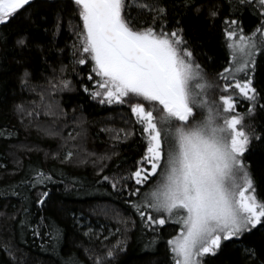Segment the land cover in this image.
Instances as JSON below:
<instances>
[{
    "label": "trees",
    "instance_id": "1",
    "mask_svg": "<svg viewBox=\"0 0 264 264\" xmlns=\"http://www.w3.org/2000/svg\"><path fill=\"white\" fill-rule=\"evenodd\" d=\"M153 2L166 9L167 27L184 29L209 82L218 81L217 73L231 59L224 21L237 19L251 34L259 19L241 0ZM26 8L0 25V264H64L70 254L83 264H93L86 248L98 254L117 245L123 250L114 253L111 264H174L166 240L177 235L180 226L166 224L154 243L153 232L142 228L139 217H132L136 226L126 228L119 217L130 214L128 196L100 179L127 174L144 144L138 131L126 140L114 138L118 130L132 129L127 105L101 104L99 97L90 95L99 90L94 89L99 77L91 71V61L75 63L81 55L82 29L75 6L71 0H33ZM212 9L217 11L214 17ZM131 11L141 22L155 15ZM21 35L27 37L23 49L16 44ZM255 59L254 83L261 97L245 123L264 135V108L259 106L264 105V55L257 52ZM25 71L30 74L27 83L22 80ZM62 80L71 82L68 88ZM213 94L208 90V95ZM249 104L241 99L236 110L245 113ZM69 149L76 153L72 160L65 159ZM244 158L257 181V195L264 198V140L253 139ZM40 173L50 176L51 182L41 180L32 187ZM44 190L48 198L41 211L35 201ZM41 215L62 230L56 251L48 243L47 226L39 229V236L32 233ZM248 242L260 248L264 233L249 237ZM238 260L237 246L226 241L221 251L204 256L201 264H238Z\"/></svg>",
    "mask_w": 264,
    "mask_h": 264
},
{
    "label": "snow or ice",
    "instance_id": "2",
    "mask_svg": "<svg viewBox=\"0 0 264 264\" xmlns=\"http://www.w3.org/2000/svg\"><path fill=\"white\" fill-rule=\"evenodd\" d=\"M71 2L82 21L78 33L81 55L75 63L91 61V71L99 77L94 85L99 90L90 95L99 97L101 104L127 105L132 129H120L114 138L126 140L138 131L144 144L127 174L100 177L113 190L128 196L125 203L130 214L120 216V222L131 228L137 224L132 217H139L142 228L153 232V243L163 226L179 225L178 234L166 240L174 264H201L205 255L215 256L221 251L226 241L237 246L238 264H264V244L257 248L248 242L249 237L264 233V198L257 195V181L244 158L253 139L264 140V135L245 123L261 97L254 74L257 52L264 55V0H241L259 18L251 34L237 19L224 21L231 59L229 66L217 73L219 79L214 83L206 79L194 59L184 29L167 27L166 9L153 0ZM32 3L0 0V25H7L19 10L27 11L26 6ZM133 8L155 15L141 22L132 15ZM210 15L216 16L217 11L212 9ZM26 41L27 37L21 35L16 44L23 49ZM29 75L24 72L25 83ZM61 83L68 88L71 82ZM209 89L227 95L220 94L219 102L210 100ZM241 99L250 102L245 113L236 110ZM75 155L69 149L65 159L72 160ZM100 172L102 168L97 175ZM41 180L51 182V177L40 173L31 186H38ZM47 198L46 190L37 196L35 203L41 211ZM43 226L49 228L48 243L56 251L62 230L41 215L32 228L33 235H41ZM122 250L117 245L106 253H93L87 248L85 252L93 264H111L114 253ZM64 264L83 262L70 254Z\"/></svg>",
    "mask_w": 264,
    "mask_h": 264
},
{
    "label": "rangeland",
    "instance_id": "3",
    "mask_svg": "<svg viewBox=\"0 0 264 264\" xmlns=\"http://www.w3.org/2000/svg\"><path fill=\"white\" fill-rule=\"evenodd\" d=\"M213 83L214 82H216V81H212ZM220 83L222 84L223 82L222 81H220ZM210 90V89H209ZM211 91H213L212 89H211ZM215 93L216 94H213V96H210V95H208L209 97H213V99L215 98L216 100L218 99V96L220 95V94H225V95H227V93H220L219 92V89H216L215 90ZM145 103H147V102H145ZM156 113L154 112V115H155ZM206 256V255H205ZM204 258V257H203Z\"/></svg>",
    "mask_w": 264,
    "mask_h": 264
}]
</instances>
